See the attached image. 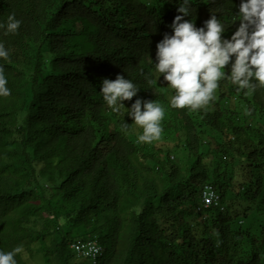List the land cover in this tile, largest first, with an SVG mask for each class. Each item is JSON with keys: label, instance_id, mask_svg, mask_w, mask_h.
<instances>
[{"label": "trees", "instance_id": "16d2710c", "mask_svg": "<svg viewBox=\"0 0 264 264\" xmlns=\"http://www.w3.org/2000/svg\"><path fill=\"white\" fill-rule=\"evenodd\" d=\"M181 2L0 0V251L89 264L71 248L83 238L99 264H264V87L222 79L205 107H171L156 44ZM190 3L197 28L213 14L222 39L239 27L241 0ZM118 74L139 90L114 113L100 90ZM136 99L164 108L160 140H138ZM205 184L223 211L201 205Z\"/></svg>", "mask_w": 264, "mask_h": 264}, {"label": "clouds", "instance_id": "9594fccd", "mask_svg": "<svg viewBox=\"0 0 264 264\" xmlns=\"http://www.w3.org/2000/svg\"><path fill=\"white\" fill-rule=\"evenodd\" d=\"M190 5V0H182L177 8L180 15L169 25L172 35L165 33L156 44V70L174 90L171 107L193 111L205 107L214 99L222 79H229L237 86V91L251 93L257 85L264 87V0H241L237 14L239 27L230 39H222L225 26L215 14L200 28L195 27L192 20H184L191 14ZM20 24L21 21L10 15L6 33H15ZM0 58H8L3 44H0ZM229 64L230 72L226 74ZM6 85L7 79L0 68V96L10 95ZM138 90L131 80L118 74L115 80L104 79L100 91L112 112L119 113L125 108L122 101L131 100ZM127 110L128 116L142 129L138 136L140 142L161 139L165 110L159 103L136 99ZM124 126L127 127V123ZM20 252L21 247L10 252L0 251V264H17L14 257Z\"/></svg>", "mask_w": 264, "mask_h": 264}, {"label": "built area", "instance_id": "2783aa9c", "mask_svg": "<svg viewBox=\"0 0 264 264\" xmlns=\"http://www.w3.org/2000/svg\"><path fill=\"white\" fill-rule=\"evenodd\" d=\"M200 198L204 208L214 207L222 211L225 208L222 198L210 184L203 185ZM71 248L78 259L86 260L89 264H99L104 253V248L99 243L82 238L77 239Z\"/></svg>", "mask_w": 264, "mask_h": 264}, {"label": "rangeland", "instance_id": "374dc122", "mask_svg": "<svg viewBox=\"0 0 264 264\" xmlns=\"http://www.w3.org/2000/svg\"><path fill=\"white\" fill-rule=\"evenodd\" d=\"M157 79H158V82H160V83L163 81L162 78H160V77H158ZM36 251H38V249L34 248V253H35V255H34V254L30 253L28 250L22 248V256L19 260L18 259L16 260L17 264H20V262L22 264H45L42 254L36 253ZM82 262H85V261H82ZM85 263H87V262H85Z\"/></svg>", "mask_w": 264, "mask_h": 264}]
</instances>
